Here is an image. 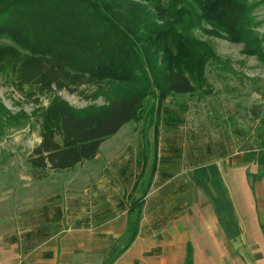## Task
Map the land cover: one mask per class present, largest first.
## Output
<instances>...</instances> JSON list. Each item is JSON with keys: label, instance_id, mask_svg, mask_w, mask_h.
Wrapping results in <instances>:
<instances>
[{"label": "rangeland", "instance_id": "obj_1", "mask_svg": "<svg viewBox=\"0 0 264 264\" xmlns=\"http://www.w3.org/2000/svg\"><path fill=\"white\" fill-rule=\"evenodd\" d=\"M252 1H257L250 2L256 3L251 11L255 36L249 35L257 40L254 52L243 41L195 28L194 38L211 47L212 53L205 57L195 90L168 95L157 117L143 111L138 119L125 123L118 135L104 140L95 159L68 169H39L27 161L40 141L43 110L56 97L80 111L100 106L107 102V93L118 92L122 85L108 86L85 76H71L66 70L51 73L44 84L22 81L20 65L0 69V238L20 239L29 255L59 253L64 230L83 232L115 216L116 211L125 217L132 168L141 163L142 143L145 148L148 145L152 159L154 128L160 159L172 157L170 168L181 169L178 178L187 181L189 196L205 194L197 200L198 206L203 202L205 208L220 211L231 197L237 209L243 208L242 195L251 187L239 175V183L233 182L227 173L229 164L264 152V0ZM203 28L211 27L203 24ZM34 68L39 69L24 70ZM149 100L144 99L143 105L149 106ZM248 149L253 152L246 153ZM155 184L162 194L176 189L173 181L152 187ZM141 193L138 188L133 195ZM206 220L210 221L209 216ZM131 226H126L118 240H109L106 257L124 245Z\"/></svg>", "mask_w": 264, "mask_h": 264}, {"label": "trees", "instance_id": "obj_2", "mask_svg": "<svg viewBox=\"0 0 264 264\" xmlns=\"http://www.w3.org/2000/svg\"><path fill=\"white\" fill-rule=\"evenodd\" d=\"M252 0H0V69L20 65L25 81H50L66 70L96 82L120 83L100 106L76 110L56 97L43 110L39 143L27 161L63 170L92 159L100 145L143 111L160 114L172 93H190L200 82L211 47L193 30L243 41L257 48ZM203 24L211 27L203 28ZM255 36V35H254ZM250 37H253L250 39ZM33 66L39 69L25 72ZM46 69L50 70L45 73ZM63 72V71H62ZM70 74V73H69ZM67 74V75H69ZM195 83V84H194ZM102 91V90H101ZM149 98V106L143 100ZM145 106V107H144ZM1 107V106H0ZM142 200H133L134 225L113 261L137 233ZM184 264H193L187 246Z\"/></svg>", "mask_w": 264, "mask_h": 264}, {"label": "crops", "instance_id": "obj_3", "mask_svg": "<svg viewBox=\"0 0 264 264\" xmlns=\"http://www.w3.org/2000/svg\"><path fill=\"white\" fill-rule=\"evenodd\" d=\"M157 132L154 128L152 159L149 161L148 145L145 148L146 143H142L141 163L135 170L132 168L133 182L126 194L125 217L116 211L115 216L83 232L64 230L59 253L49 250L29 255L26 245L21 248L20 239L5 236L0 238V264H101L106 258L105 250L111 245L109 240H118L127 225L133 228L134 219L128 218L133 215L129 213L133 200H142L137 233L112 264H184L188 245L192 248L193 264H264V152L231 161L227 173L234 177L233 182L239 183L236 178L239 175L240 181L244 179L251 189L242 195L243 208L237 209L230 197L217 212L216 208H205L203 202L198 206L197 200L204 199L203 192L188 195L187 181L178 178L181 169L170 168L172 157L160 159L156 151ZM250 152L253 150L246 153ZM172 181L176 189L166 194L156 184L152 187L153 183L165 185ZM138 188L142 193L135 197L133 192ZM236 195L241 198L240 193ZM208 216L210 221L206 220Z\"/></svg>", "mask_w": 264, "mask_h": 264}]
</instances>
